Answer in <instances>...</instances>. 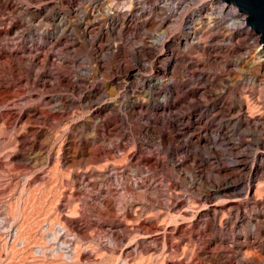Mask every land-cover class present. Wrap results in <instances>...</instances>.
<instances>
[{
	"label": "rangeland",
	"instance_id": "1",
	"mask_svg": "<svg viewBox=\"0 0 264 264\" xmlns=\"http://www.w3.org/2000/svg\"><path fill=\"white\" fill-rule=\"evenodd\" d=\"M219 3L0 0V264H264V67Z\"/></svg>",
	"mask_w": 264,
	"mask_h": 264
},
{
	"label": "bare ground",
	"instance_id": "2",
	"mask_svg": "<svg viewBox=\"0 0 264 264\" xmlns=\"http://www.w3.org/2000/svg\"><path fill=\"white\" fill-rule=\"evenodd\" d=\"M189 3L196 2L197 0H186ZM202 13V12H201ZM208 20L206 23L210 24V26H219L225 33V35L232 34L234 36H241L243 33H246V37H248L249 41L244 48H250L253 46V44L258 45L256 52L254 53V65L261 69L264 67V46L262 43H260L261 35L259 34H253L250 29V25L248 23V16L246 13H242L236 6H229L225 2H220L219 4L213 6L208 11H204L201 14V18L199 20ZM185 26L188 33V38H191L192 36L197 33L198 27L195 24L193 15L189 16L185 22ZM245 52H247V49H245ZM146 64L149 63L144 60ZM137 75V74H135ZM256 143L259 145L260 142L256 141ZM244 153V152H243ZM248 156L245 154H240L235 162V166L237 167H244L247 165ZM263 166V164H257ZM258 171H263L260 169V166L257 168ZM230 185H225V188L229 187ZM220 187H217L219 189ZM215 187L211 188V190H214Z\"/></svg>",
	"mask_w": 264,
	"mask_h": 264
},
{
	"label": "built area",
	"instance_id": "3",
	"mask_svg": "<svg viewBox=\"0 0 264 264\" xmlns=\"http://www.w3.org/2000/svg\"><path fill=\"white\" fill-rule=\"evenodd\" d=\"M211 1L214 0H205V2L210 3ZM218 2H225L227 5L229 6H236V8L240 9L236 4L234 3H229L227 1L224 0H215ZM145 2H149V1H145ZM208 7V6H207ZM241 11V10H240ZM242 12V11H241ZM251 26V25H250ZM252 30L254 32L255 29H253V27L251 26ZM256 33H260V32H256ZM174 36H168L166 38H162L160 41L156 42V39L154 38V35H152V37H145L144 41L146 42V44L148 45V47L150 48L151 53H149L148 55L145 56V59L149 62V68L146 71V74L143 73L144 76V82L149 84V85H154V87H156V83H166L170 80L171 78V74L168 75V71L167 70H161L160 68H169L172 67V74L173 71L177 68L174 69V47L176 46V44L178 43L177 40L180 41V39H177ZM262 44L264 45V43L262 42ZM176 53V51H175ZM220 55H214V57H218ZM190 57L187 58L188 61H190ZM193 59V58H192ZM158 67V68H157ZM160 67V68H159ZM153 68H157L156 72L157 74L155 75H150L153 71ZM136 72V71H135ZM148 72H150L149 74H147ZM165 76H162V75ZM162 78V80H161Z\"/></svg>",
	"mask_w": 264,
	"mask_h": 264
},
{
	"label": "water",
	"instance_id": "4",
	"mask_svg": "<svg viewBox=\"0 0 264 264\" xmlns=\"http://www.w3.org/2000/svg\"><path fill=\"white\" fill-rule=\"evenodd\" d=\"M236 4L243 13L248 15V23L261 33L264 43V0H224Z\"/></svg>",
	"mask_w": 264,
	"mask_h": 264
}]
</instances>
